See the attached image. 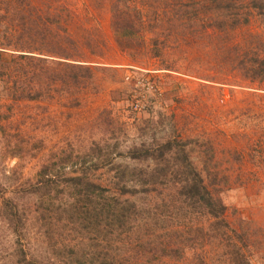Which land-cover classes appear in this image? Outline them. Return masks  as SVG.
Returning a JSON list of instances; mask_svg holds the SVG:
<instances>
[{
  "label": "rangeland",
  "instance_id": "1",
  "mask_svg": "<svg viewBox=\"0 0 264 264\" xmlns=\"http://www.w3.org/2000/svg\"><path fill=\"white\" fill-rule=\"evenodd\" d=\"M249 3L0 0V264H18L21 249L38 264H243L245 257L264 264V80L242 75L264 60V25ZM113 12L133 29L127 37L113 29ZM46 17L57 29L54 41L51 35L44 42L38 35L34 42L15 38L21 30L41 31L34 22ZM87 46L102 64L79 69L76 85L63 55L84 57L87 52L78 50ZM46 48L63 60L43 61ZM32 68L48 72L30 81L21 69ZM24 84L30 91L23 95ZM145 85L155 88L146 91L157 99L141 109L134 100ZM43 89L38 100L26 97ZM168 144L165 165L157 158ZM140 149L150 157L131 158ZM185 160L226 205L228 227L222 221L224 236L213 231L178 246L173 241L187 239L190 220L153 227L131 219L146 216L144 207L172 200L175 172L193 176L184 166L175 169ZM78 174L109 196L102 213L98 203L89 213L96 219L85 229L76 228L66 211L82 185L73 190L61 180ZM50 178L49 192L38 188ZM113 198L130 214L121 230L106 222ZM12 209L21 218L18 232L7 218ZM181 229L186 234H173ZM168 242L169 254L158 257L154 247ZM138 244L148 246L143 256L135 252Z\"/></svg>",
  "mask_w": 264,
  "mask_h": 264
},
{
  "label": "trees",
  "instance_id": "2",
  "mask_svg": "<svg viewBox=\"0 0 264 264\" xmlns=\"http://www.w3.org/2000/svg\"><path fill=\"white\" fill-rule=\"evenodd\" d=\"M126 2L128 1L129 3L134 4L136 2V0H125ZM179 1H183V0H179ZM218 3L227 1V0H216ZM250 9H253L254 11L257 12V14L259 15L260 21H262L263 25H264V0H250ZM125 5V3H124ZM126 8L128 6H125ZM220 8V7H219ZM218 11V10H217ZM121 14H123V11L120 12ZM119 13V14H120ZM120 14V15H121ZM125 18V17H124ZM141 18V17H140ZM121 19V20H120ZM37 20V18H36ZM35 20V27H37L38 29L40 28V24L36 23ZM248 22V19H245V23ZM24 24V22H23ZM42 27H44L45 29L47 28V26L42 25ZM29 28V27H28ZM239 28V26H234L233 30ZM113 29L117 30V32L120 34V37H124L127 35H130L127 30H131V26L129 24H127V22L121 18L117 13L113 12ZM119 30H123V32H120ZM133 30V29H132ZM44 31L46 32V35L44 33ZM52 31L50 30H41V31H37V30H21L20 32V36H15L16 39L20 38V40H22V38H25L24 36L27 37L28 40H31L32 42H34L36 40V36L38 35L39 38L43 39V42L46 39L47 35H51V41L55 40V34L51 33ZM39 33V34H38ZM54 33V32H53ZM127 33V34H126ZM118 35V34H117ZM30 38V39H29ZM128 39V38H127ZM48 40V42L50 44H52V42ZM127 42H129L128 40H126ZM50 46V45H49ZM50 50V51H49ZM41 51V50H40ZM46 53L50 54L48 56H56V57H62L60 55H56V52H54V54L52 55L49 52L54 51L52 48H46ZM29 51V53L27 54L28 57H33L32 52ZM45 52V51H43ZM0 55H2L0 53ZM26 55V53L21 54V56ZM32 55V56H31ZM64 58L69 59V55L65 54L63 55ZM44 59L43 61H49V59L47 58H42ZM72 59V58H71ZM37 60V59H36ZM64 63L63 65L67 68V69H71L70 71V79L73 80V82H75L76 85H78L79 83V69L84 70L87 69L89 70V68L86 67V65L83 64H77V63H73V62H69V61H65L62 62ZM83 66L85 68H83ZM75 68H77V70H75ZM22 75H26L28 74V77L30 79V81H32V79L35 78V80H39L40 79V75L41 73H46L48 71L46 70H40V71H36L35 68L32 70H24L21 69ZM88 72V71H86ZM65 76L67 75L66 72L64 73ZM245 77H250L251 80L254 81H261L264 80V60H255L254 63L249 64V67L245 70L243 69V74ZM69 77V76H68ZM26 87H23V89L21 90V92L24 95V91L29 90L30 84H24ZM48 86V85H47ZM48 87H46L47 89ZM46 89H43L42 91H36L35 93L31 94H26L27 98L30 100H38L42 97L43 94H45ZM30 91V90H29ZM170 146L168 145H164L162 146L161 150L163 151L160 155V157L157 158L158 161H165L167 165L169 163V160H171V158L168 159H164V150L165 149H169ZM141 151V153H140ZM140 151L138 152H134L132 153L130 156L133 159H140V160H144L146 158L150 157L149 154V150L145 149L144 151L142 149H140ZM186 160L184 163L181 164H176L175 169H177V171H180L179 168H181L182 166L186 167L183 168V170H188V167L186 166ZM185 164V165H183ZM165 169L167 168V166H164ZM190 173L191 170H188ZM177 178L176 182H174V186H173V191H172V200H169L167 202H165L164 204H160V205H154L153 207H144V213H146V216L142 217V212H140V214H138V216L133 217L131 220H136L137 221H143L145 224H151L153 225V227H158V223L160 221H165V220H170L171 223L173 222H177L179 224L180 221L182 220H190V225L187 228V239L186 240H182L180 239V241H173L174 244H178V246L183 245L184 243H187L189 245H193L192 242H190V240L192 241L193 239L197 238V235L201 236V241L204 239V237H211V235L213 234V231H217L219 232V234H215L216 236H224V234L226 232H224L225 230L220 228V226H218V224H220V222L223 221L222 215L226 210V205L223 203V201L219 198L216 197L210 190L209 187L207 186L206 183H204V180L199 176V174L194 175L192 173L193 176H190L189 173L184 174L183 172L178 176L177 173L175 172L174 174ZM183 176L182 178L180 176ZM121 176H124L123 174ZM149 177V176H148ZM145 182H147L149 180V178H147V175L144 176ZM154 179V178H153ZM157 179V178H155ZM62 181H64V185H68L70 187H72V189H78V195L79 198H77L74 202V204L70 205L68 210L66 209V211L71 215L72 218H76V223H75V227L79 228L82 226L83 229L87 228L88 226H92L95 223V219L93 218L92 215H90L89 213L96 211L97 206L96 204L98 203L99 206H102V211L104 210V207L106 206V204L108 203L109 200V196L105 194V189L103 188H99L98 185H96L94 182H92L91 180H86V176L82 174H78L76 176H71L69 178H62ZM43 183H38V188L39 189H44L45 191H50L51 189V182L52 179H48L45 181L41 180ZM57 183V187L58 185V180L55 181ZM37 188V189H38ZM124 188V187H123ZM122 188V189H123ZM58 190V189H57ZM97 190H100L101 192H97ZM124 192H126V189L124 190ZM128 192V189H127ZM77 194V193H76ZM82 194V195H81ZM112 199V198H111ZM113 200H116V198H113ZM120 204V200H116V206H108L106 209L107 212V216H106V222H112L113 226L116 227V225L118 226V229L121 230L124 225H126L129 222V213H126V209L127 207H124V205H119ZM8 206V205H7ZM122 206V207H120ZM120 207V208H118ZM91 209V210H90ZM140 210V209H139ZM65 211V210H63ZM17 211H14L13 209L10 211V217H7L9 219V224L12 225V223L15 224V232H18V227L21 223V218H17L15 217V213ZM44 217V215H43ZM200 217H205L208 218V220H210L209 225L207 227L203 226L201 224V226H195L194 225V219H198ZM102 218V217H101ZM105 219V217H104ZM108 219V220H107ZM134 220V221H135ZM93 221V223H92ZM224 222V226L227 228V224ZM187 223V224H189ZM92 224V225H91ZM222 225V224H221ZM50 230L52 231V228H50ZM170 231V230H169ZM180 232V233H178ZM185 231L183 229L181 230H177V231H173V234L177 235H184L186 233H184ZM82 233L83 232H79ZM167 233H168V229H167ZM51 233L48 232V235L51 237L50 235ZM190 234H195L194 237L191 238ZM160 234L157 235V237H159ZM180 242V243H177ZM210 242V241H208ZM204 245V244H202ZM201 245V246H202ZM171 247V243H166L165 246H155L154 250L160 251L157 253H160V255L158 257H165L166 255H168V251L167 248ZM148 246L143 245V244H138L137 245V250L135 251L137 255H144V252L147 250ZM181 248V247H180ZM66 252V251H65ZM177 252V251H175ZM237 251H233L230 252L232 254H234L237 259H240V261L243 260L242 256H239L238 253H236ZM230 253H228L226 256L230 255ZM18 256H20L19 260H18V264H38L37 262H35L32 258H28L26 256V253L24 250H20V252H18ZM135 259V257H134ZM137 259V258H136ZM148 261H152V258H147ZM235 259V258H234ZM236 260V259H235ZM126 261V260H125ZM104 263V261L102 262ZM105 264V263H104ZM243 264H250V260L248 258L245 257V261H243Z\"/></svg>",
  "mask_w": 264,
  "mask_h": 264
},
{
  "label": "crops",
  "instance_id": "3",
  "mask_svg": "<svg viewBox=\"0 0 264 264\" xmlns=\"http://www.w3.org/2000/svg\"><path fill=\"white\" fill-rule=\"evenodd\" d=\"M68 21H70V19H68ZM52 22L53 21H49L48 20V17H46L45 19H44V21H43V23L42 24H40V29L39 30H50V31H52V30H57V29H55L54 28V26H52ZM70 23V25H73V23H72V21H70L69 22ZM57 24V21H56V17H55V25ZM42 25H45V26H47V28L45 29L44 27H42ZM84 30V29H83ZM86 30H88V29H86ZM104 30H106V28L104 29ZM53 32V31H52ZM83 35V34H82ZM82 41H84V42H88V41H90L89 40V35H87V34H84L83 36H82ZM80 45V44H79ZM93 49H92V46H87V47H81V49H79L78 51H80V52H87L86 54H85V56L84 57H76V56H74V55H72V54H68L69 55V59H66L65 58V60L66 61H69V62H73V63H77V64H83V65H87V66H89V65H101L102 63H101V61L99 60V59H101V58H99V57H97V56H95V53L96 52H93L92 51ZM97 51V50H96ZM48 55H50V54H47V53H41L39 56L40 57H42V58H47V59H56V60H63V59H59L58 57H55V56H48ZM71 58L73 59V60H71ZM99 61V62H98ZM115 66H123V64H115ZM118 98H120V96H118ZM101 112V111H100Z\"/></svg>",
  "mask_w": 264,
  "mask_h": 264
},
{
  "label": "built area",
  "instance_id": "4",
  "mask_svg": "<svg viewBox=\"0 0 264 264\" xmlns=\"http://www.w3.org/2000/svg\"><path fill=\"white\" fill-rule=\"evenodd\" d=\"M148 88H153V86H148V85L144 86V88H143L144 91L140 95L142 99L141 98H136L134 100V106L135 107H139L141 109H145L146 105L148 104V102H149L148 107H150L152 105L153 101H156L157 98L154 95L153 96L152 95L151 96L148 95V91H146V89H148ZM152 91H156L155 88H153Z\"/></svg>",
  "mask_w": 264,
  "mask_h": 264
}]
</instances>
